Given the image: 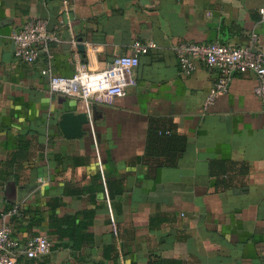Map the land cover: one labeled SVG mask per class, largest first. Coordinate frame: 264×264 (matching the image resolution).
I'll return each mask as SVG.
<instances>
[{
    "label": "crops",
    "instance_id": "0c3cea01",
    "mask_svg": "<svg viewBox=\"0 0 264 264\" xmlns=\"http://www.w3.org/2000/svg\"><path fill=\"white\" fill-rule=\"evenodd\" d=\"M264 0H0V218L20 242L45 236L23 264H264V101L236 74L203 111L217 79L180 73L179 42L264 54ZM43 20L38 59L14 58L11 34ZM80 40V42H78ZM138 55L133 85L105 103L49 93V70L101 71ZM81 45L82 52L76 47ZM86 114L66 138L63 114ZM19 207V216L9 215Z\"/></svg>",
    "mask_w": 264,
    "mask_h": 264
},
{
    "label": "built area",
    "instance_id": "2783aa9c",
    "mask_svg": "<svg viewBox=\"0 0 264 264\" xmlns=\"http://www.w3.org/2000/svg\"><path fill=\"white\" fill-rule=\"evenodd\" d=\"M260 20L264 21V6L258 9ZM14 58L25 64H33L39 56L40 48L51 40L47 24L43 20H29L18 31L11 34ZM257 36L251 34L244 46L220 44H198L179 42L172 49L178 62L180 73L192 75L198 66L217 72V79L203 101V111H208L216 99L227 92L236 74L251 72L255 76L254 95L264 101V54L256 48ZM153 42H135L134 56L114 58L101 71H90L83 64H76L71 77L54 76L49 70L43 71L48 77L49 93L75 99L80 102L105 103L122 96L133 85V71L138 66V55L154 49ZM21 209L13 208L9 215L19 216ZM50 244L45 236H37L20 243L12 234V229L0 218V264H23L20 258L34 261L46 255Z\"/></svg>",
    "mask_w": 264,
    "mask_h": 264
},
{
    "label": "water",
    "instance_id": "95a60500",
    "mask_svg": "<svg viewBox=\"0 0 264 264\" xmlns=\"http://www.w3.org/2000/svg\"><path fill=\"white\" fill-rule=\"evenodd\" d=\"M80 42V40L78 41ZM77 52H82L83 48L81 45L76 47ZM88 123V117L86 114L66 113L60 118V129L62 134L66 138H78L85 134L82 130V126Z\"/></svg>",
    "mask_w": 264,
    "mask_h": 264
}]
</instances>
